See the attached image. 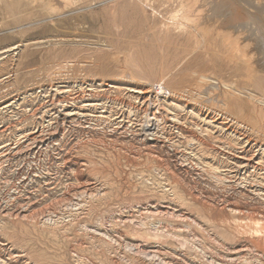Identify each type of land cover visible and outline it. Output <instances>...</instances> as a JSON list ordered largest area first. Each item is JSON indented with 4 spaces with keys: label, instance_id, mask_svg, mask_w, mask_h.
<instances>
[{
    "label": "rangeland",
    "instance_id": "obj_1",
    "mask_svg": "<svg viewBox=\"0 0 264 264\" xmlns=\"http://www.w3.org/2000/svg\"><path fill=\"white\" fill-rule=\"evenodd\" d=\"M193 1L0 0V264H191L195 245L218 263L264 264V244L253 243L264 241V200L248 188H264V130L228 125L218 114L237 111L194 105L191 91L162 106L156 98L169 75L174 90H197L210 71L240 87L246 80L244 60L214 37L218 24L193 15ZM195 1L210 19L223 15L213 0ZM215 1L237 2L262 24L254 2L263 0ZM150 107L162 129L146 123ZM146 221L168 234H137ZM133 244L158 256L133 254Z\"/></svg>",
    "mask_w": 264,
    "mask_h": 264
},
{
    "label": "bare ground",
    "instance_id": "obj_2",
    "mask_svg": "<svg viewBox=\"0 0 264 264\" xmlns=\"http://www.w3.org/2000/svg\"><path fill=\"white\" fill-rule=\"evenodd\" d=\"M47 1V0H46ZM247 1V0H246ZM250 0H248L249 2ZM253 1H257V0H253ZM260 1V0H259ZM247 2V3H248ZM214 3V4H213ZM255 4H257L260 7L257 8H263L264 10V0L262 3H257L254 2ZM190 6L189 9L191 8V10L193 9V15L196 17H198V19H203V22H206L207 25H211L216 23L218 24V28L219 30H217V33L215 34L214 37H221L222 41L224 42L225 45L230 47V50L233 52L235 58L237 59H241L244 60L245 62V67H246V80L244 82V85H242L243 87L238 86L236 83L232 84L229 83V81L227 79H225L224 76L220 77V76H216L213 72L215 71H210V73H200L197 77V79L199 78V84L196 86V88L194 90H174V88H170L167 86V81L170 80L171 75L167 76V77H163L159 82H157V91H156V98L157 101H159L158 105L160 106L162 104L160 98H173V101L177 100L178 98H184V94L187 92V94L192 93V95H190L191 97H194L193 101H194V105L197 104V106H203L207 103L212 102V100H216L217 104L215 106L218 107L216 109H223L225 108L228 113H231L235 110V112L237 111V113L240 115V117L236 118L234 116H231L230 114L228 115L227 113H219L218 114V118H220L223 122H227L228 125L229 123L232 124H236L240 129H243L244 131H248L250 132H256V133H263L261 130H264V80L260 77V70L258 69L259 64L261 65L262 63L264 64V19H262V24L258 26V24L256 23L257 18H253V16H250V18H247L248 16H245L247 13L249 14V12H247L245 15H243L245 11H242V9L237 6L239 5L237 2L229 4L226 3L224 4L222 7H219V5L216 3L215 0L212 1V8H210L213 12L216 13V15L219 14H223V15H218V17H210V14L207 12V14H209V16H205L206 11L205 7H207L205 4L204 5H200L197 6L198 4L196 3V1L194 0L193 2H189ZM197 4V5H196ZM230 5V7L228 8L226 6V10H224V6L225 5ZM243 4V2H242ZM250 4V3H249ZM254 4V5H255ZM244 5V4H243ZM248 5V4H247ZM247 5L245 7H247ZM252 5V4H250ZM256 5V6H257ZM49 6V5H48ZM55 7V6H54ZM53 7V8H54ZM147 7V6H145ZM220 8L223 9V11L225 13H221ZM251 8V7H250ZM249 8V9H250ZM147 9H150L147 7ZM152 9V8H151ZM248 9V7H247ZM254 9V8H253ZM146 10V9H145ZM256 10V9H255ZM148 11V10H147ZM152 12V10H150ZM211 11V12H212ZM250 11V10H249ZM262 11V9H261ZM259 11V12H261ZM149 12V11H148ZM243 12V13H242ZM256 12V11H253ZM263 12V11H262ZM192 14V12H191ZM206 14V15H207ZM212 14V13H211ZM214 14V13H213ZM247 14V15H248ZM215 15V14H214ZM213 15V16H214ZM254 15V14H253ZM205 16V17H204ZM196 17V18H197ZM258 17V16H256ZM210 19V20H207ZM149 21V19H147ZM257 22H259L257 20ZM213 26V25H212ZM261 26V27H260ZM216 27V26H215ZM217 28V29H218ZM216 31V30H215ZM193 34V33H192ZM213 39V38H212ZM215 39V38H214ZM211 39H207L203 38L202 41L205 42H210ZM207 43V44H208ZM230 56V54L228 55ZM231 57V56H230ZM131 59V58H130ZM233 60V57H232ZM231 62V60H230ZM262 66V65H261ZM264 67V66H263ZM261 68V67H260ZM264 70V68H262ZM262 70V71H263ZM196 72V71H195ZM195 74V73H194ZM197 74V73H196ZM218 74V73H217ZM221 74V73H220ZM219 74V75H220ZM127 77H130L131 79H134V75L131 71L127 70L124 74ZM263 75V74H262ZM163 76V75H162ZM178 76V75H177ZM197 76V75H196ZM198 81V80H197ZM174 84V83H173ZM246 84H249L252 86V89L250 87H247ZM153 87H155L154 85H152ZM151 86V87H152ZM155 89V88H154ZM161 91H165V92H160ZM142 91V90H141ZM155 91V90H154ZM245 91H248V95L246 94ZM150 92V91H149ZM190 93V94H191ZM211 94H217L218 97H213ZM247 95V99L243 98V96ZM188 96V95H187ZM178 97V98H177ZM75 99V98H74ZM192 99V98H191ZM117 100V99H116ZM151 100V99H150ZM179 100V99H178ZM122 101V100H121ZM153 101V100H151ZM167 101V100H166ZM155 102V101H154ZM180 103V102H179ZM154 104V103H153ZM178 104V103H177ZM57 105V104H56ZM166 105V104H165ZM175 105V104H174ZM162 106V105H161ZM180 106V105H179ZM169 107V106H168ZM174 108V107H173ZM172 108V109H173ZM194 108V107H193ZM141 109V108H140ZM166 109V108H165ZM132 110V109H131ZM169 110V109H168ZM210 110H212L210 108ZM133 112V111H132ZM216 112V111H215ZM225 112V111H224ZM145 113V112H144ZM211 113V112H210ZM217 113V112H216ZM234 113V112H233ZM232 113V115H233ZM159 112L154 113L151 110V107L147 110L145 118H146V123L149 120L150 122H153L154 125L156 126L155 129H162V123L161 121L163 120V117L161 115H158ZM214 116V115H213ZM238 116V115H237ZM144 117V116H143ZM167 119V118H166ZM178 119V118H177ZM204 120V119H203ZM217 121V119H215ZM218 122V121H217ZM213 123V122H212ZM63 124V123H62ZM61 124V125H62ZM145 124V123H144ZM154 125H150L151 127H153ZM145 126V125H143ZM62 126H60V124H57L54 127V131L60 132L62 130L61 128ZM147 127V126H146ZM215 127V126H214ZM236 128V127H235ZM150 130V129H148ZM206 130V129H205ZM225 130V129H224ZM151 131V130H150ZM248 132H244L247 136H248ZM143 133V132H142ZM145 133V132H144ZM149 133V132H148ZM240 133V132H239ZM243 133V132H242ZM248 133V134H247ZM241 134V133H240ZM53 136V135H52ZM200 137V136H199ZM246 137V136H245ZM239 138V137H238ZM243 138V137H242ZM249 138V137H248ZM196 139V138H195ZM234 139V138H233ZM240 139V138H239ZM244 139V138H243ZM152 140H157V138H153ZM193 140V139H192ZM200 140V139H199ZM198 140V141H199ZM197 141V142H198ZM235 141V140H234ZM192 142V141H191ZM7 145V144H6ZM241 158V157H240ZM253 158V157H252ZM204 159V158H203ZM251 159V158H250ZM254 159V158H253ZM242 163V162H241ZM244 163V162H243ZM197 164V163H196ZM187 165V164H186ZM198 166V165H197ZM242 166V165H241ZM245 166V165H244ZM243 166V167H244ZM192 167V166H191ZM190 167V168H191ZM199 168V167H198ZM211 168H214L215 170L218 169L217 167L212 166ZM212 170V169H211ZM218 171V170H217ZM264 175V174H263ZM224 177V176H223ZM236 177V176H235ZM224 179V178H223ZM222 180V179H221ZM246 180V179H245ZM158 181V180H157ZM223 181V180H222ZM221 181V182H222ZM232 181V180H231ZM241 184V183H240ZM256 185V184H255ZM254 184L248 186V188L250 189V191H252L253 193H255V195H257L259 198L264 200V188L263 187H257ZM154 186V185H153ZM242 187V186H241ZM246 187V186H245ZM237 188V187H236ZM155 190V189H154ZM87 193V192H86ZM164 193V192H163ZM235 193V192H234ZM78 195V194H77ZM262 200V201H263ZM208 202V201H207ZM248 202V201H247ZM263 203V202H262ZM73 204V203H72ZM211 204V203H210ZM79 205V204H76ZM217 205V204H216ZM75 206V205H72ZM83 206V205H82ZM58 207V206H57ZM71 207V206H70ZM69 207V208H70ZM76 209V206L74 207ZM79 208V207H78ZM81 208V207H80ZM223 208V207H222ZM62 209V208H61ZM74 209V210H75ZM149 209V208H148ZM147 209V211H148ZM232 209V208H231ZM234 209V208H233ZM232 209V210H233ZM236 209V208H235ZM92 210V209H91ZM90 210V211H91ZM84 211V210H83ZM241 211V210H240ZM239 211V213H240ZM24 212V211H23ZM159 212H162L161 210H159L157 213L159 214ZM237 212V210L235 211ZM242 212V211H241ZM70 213V212H69ZM153 213V211L151 212ZM155 213V212H154ZM245 213V212H244ZM20 217L24 216L23 213H17ZM147 214V213H146ZM161 214V213H160ZM246 214V213H245ZM252 214V213H251ZM16 215V216H18ZM39 213L37 214H32L30 216V218L33 221H37L38 220V216ZM156 215V214H154ZM153 214H150L149 217L147 216V218L150 219V217L154 216ZM162 215V214H161ZM160 215V216H161ZM13 216V215H12ZM158 216V215H156ZM174 216V214H173ZM252 216V215H251ZM25 217V216H24ZM253 217V216H252ZM19 218V217H18ZM60 218V217H59ZM173 218V217H172ZM27 219V218H26ZM31 219H29L31 221ZM156 219V218H155ZM185 219V218H184ZM183 219V220H184ZM47 221L53 222V224H57L59 221L54 220V218H52L51 216H48V218H46ZM122 220V219H121ZM139 220V219H138ZM143 220V219H142ZM152 220V219H151ZM66 221V220H65ZM98 221V220H97ZM128 221V220H127ZM144 221V220H143ZM150 221V220H149ZM114 222V221H113ZM138 222V221H137ZM162 222V221H161ZM193 222V221H192ZM196 222V221H195ZM61 223V222H60ZM70 223V222H69ZM73 223V222H72ZM134 223V222H133ZM198 222H196L197 224ZM66 224V223H65ZM162 223H157L155 224L150 222L149 224H147V221L140 225H138V229L136 228L135 232L137 234H142L143 231H147L150 233H154L155 235H157V237L159 236L158 234L162 231L167 232V230H161L163 229V227L161 226ZM59 225V224H58ZM55 225V226H58ZM111 225V224H110ZM115 225V224H112ZM131 226V224H129ZM188 225V224H187ZM67 226V225H66ZM119 226V225H118ZM264 226V225H263ZM48 227V226H47ZM69 227V226H68ZM55 228V227H54ZM202 228V227H201ZM243 228V227H242ZM248 228V227H247ZM57 229V228H56ZM68 229V228H67ZM206 229V228H204ZM62 230V229H61ZM89 230V229H88ZM107 230V229H106ZM112 230H114L112 228ZM133 230V229H132ZM143 230V231H141ZM179 230V228H178ZM261 230V229H260ZM90 231V230H89ZM95 231V230H93ZM246 231V230H245ZM244 231V233H245ZM250 231V230H249ZM255 231V230H254ZM262 231H264V229L262 228ZM208 232L206 233V238L212 239V233L210 234ZM248 232V230H247ZM246 232V233H247ZM99 235H104L107 239H109L110 241H116L115 236L113 235V232L110 231L109 233L106 232H101L99 230ZM172 233V232H171ZM170 233V235H172ZM237 236L239 234L243 235V231H239L237 230ZM168 234V232L166 233ZM175 234V233H174ZM217 234V233H216ZM261 234V233H260ZM215 235V234H214ZM245 235V234H244ZM248 235V234H247ZM259 235V234H258ZM136 236V234H135ZM140 236V235H139ZM144 235H141V237ZM195 236V235H194ZM205 236V235H203ZM236 236V235H235ZM241 235H239L238 237H240ZM101 237V236H100ZM242 237V236H241ZM123 238V237H122ZM186 238V237H185ZM183 238V236L181 238L178 239V234L176 235V239L179 240V242L182 244V246H186L188 244L187 239ZM196 238V237H195ZM194 238V239H195ZM189 239V238H188ZM97 240V239H96ZM108 240V241H109ZM123 240V239H122ZM175 240V239H174ZM193 240V239H192ZM196 240V239H195ZM199 240V239H198ZM213 240H216V238H213ZM218 240V239H217ZM259 240V239H258ZM262 240V239H261ZM118 241V240H117ZM190 241V240H189ZM204 241V240H203ZM255 246H261L263 245V242L260 241H255L253 240ZM200 242V241H199ZM102 243V242H101ZM116 243V242H115ZM127 243V242H126ZM193 246H194V242H192ZM117 244V243H116ZM200 244V243H199ZM118 246V245H117ZM128 246V245H127ZM146 245L145 244H133L131 246H128V250L132 251V253H136V254H141L146 256L147 258H154L156 256H158V252H154L152 251H148L146 250ZM205 246V245H203ZM203 246H198L195 245V249L197 251H199L201 253L200 258H198L197 260H190L191 264H232V263H228V261L226 259L220 260L218 263L217 260H215L214 257L210 256L207 254V249L206 247ZM104 247V246H103ZM110 247V246H109ZM263 247V246H261ZM186 248V247H184ZM112 249V248H111ZM109 250V249H108ZM113 250V249H112ZM127 251V250H126ZM158 251V250H157ZM121 253V252H120ZM133 253V254H134ZM161 253V252H160ZM195 254V253H194ZM189 255V254H188ZM198 255V254H197ZM143 256V257H144ZM175 257V256H174ZM179 257V256H178ZM155 259V258H154ZM157 259V258H156ZM186 259V258H185ZM187 260V259H186ZM232 260V259H231ZM235 260V259H233ZM230 262V261H229ZM232 262V261H231ZM240 263V262H239ZM153 264H170L168 263L166 260L164 259H158L157 262L153 263ZM188 264V263H185ZM235 264V263H234ZM240 264H252L249 261H243L241 260Z\"/></svg>",
    "mask_w": 264,
    "mask_h": 264
}]
</instances>
